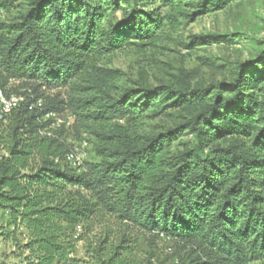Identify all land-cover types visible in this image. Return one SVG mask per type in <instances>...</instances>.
<instances>
[{
	"label": "trees",
	"instance_id": "16d2710c",
	"mask_svg": "<svg viewBox=\"0 0 264 264\" xmlns=\"http://www.w3.org/2000/svg\"><path fill=\"white\" fill-rule=\"evenodd\" d=\"M235 1L0 0L1 86L24 90L0 115V237L16 264H71L80 241L82 264H158L162 236L177 264L264 261V40L209 85L184 72L128 83L107 66ZM214 40L187 46L233 39ZM56 88L67 97L45 95ZM65 112L97 160L66 162Z\"/></svg>",
	"mask_w": 264,
	"mask_h": 264
},
{
	"label": "rangeland",
	"instance_id": "374dc122",
	"mask_svg": "<svg viewBox=\"0 0 264 264\" xmlns=\"http://www.w3.org/2000/svg\"><path fill=\"white\" fill-rule=\"evenodd\" d=\"M230 37L233 40L227 42L196 43L192 41L196 37L215 41V36ZM264 40V0H236L226 8L210 11L200 15L195 21L183 23L177 31H168L162 40L145 51L130 49L121 52L107 60V66L121 71L122 79L131 83L141 75H146L153 85L170 83L172 74L181 72L189 73L192 82L209 85L218 81L230 80L229 67L232 63L250 61L259 57L262 49L260 41ZM0 91L6 99L13 95H22L24 91L18 81H10L6 86H1ZM66 88L47 90L48 98H66ZM38 103H43L39 100ZM57 119L71 121L66 125V138L72 147L85 150L88 153L87 160H97L94 153V138L77 131L75 118L72 113L65 112ZM154 123L170 124L171 119H160ZM62 123L56 122L55 128ZM83 140L88 145L83 147ZM3 210H0V226L6 225ZM23 237H21L22 239ZM71 264H82L80 260L85 258L84 243H77ZM19 249L10 240L0 237V264H16L21 261ZM179 245L164 236L157 240L150 253L154 255V261L158 264H177ZM250 264H264V261H254Z\"/></svg>",
	"mask_w": 264,
	"mask_h": 264
},
{
	"label": "built area",
	"instance_id": "2783aa9c",
	"mask_svg": "<svg viewBox=\"0 0 264 264\" xmlns=\"http://www.w3.org/2000/svg\"><path fill=\"white\" fill-rule=\"evenodd\" d=\"M23 100V95H13L10 96L9 99H6L0 91V115L1 113L9 112L13 107L20 104ZM57 122L65 123L68 126L71 124V121H61L60 119H57ZM82 145L85 148V146L88 145L87 140H83ZM87 156L88 153L84 149L79 150L77 148H73L70 153L66 155V162L71 166L77 167L82 164L83 160L86 159Z\"/></svg>",
	"mask_w": 264,
	"mask_h": 264
}]
</instances>
